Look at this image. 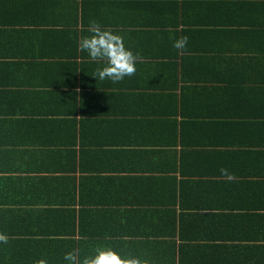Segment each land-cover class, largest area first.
<instances>
[{"label":"crops","instance_id":"1","mask_svg":"<svg viewBox=\"0 0 264 264\" xmlns=\"http://www.w3.org/2000/svg\"><path fill=\"white\" fill-rule=\"evenodd\" d=\"M90 20L138 53L132 76L92 77L77 49ZM182 36L196 50L173 48ZM263 84L264 0H0V264L98 244L264 264V118L236 115L264 114ZM183 92L201 94L186 118Z\"/></svg>","mask_w":264,"mask_h":264},{"label":"clouds","instance_id":"2","mask_svg":"<svg viewBox=\"0 0 264 264\" xmlns=\"http://www.w3.org/2000/svg\"><path fill=\"white\" fill-rule=\"evenodd\" d=\"M187 44L188 37L182 36L174 40L172 46L182 50ZM77 49L86 52L90 60L99 62L92 74L96 80L116 83L136 72L138 53L126 47L121 34L103 28L96 20L89 21L88 34L78 39ZM220 172L231 179L227 169L221 168ZM7 241V235L0 233V244H6ZM63 261L64 264H149L146 259L137 256H122L106 244L93 246L90 254L80 258L74 251H67L63 255ZM34 264H48V261L41 258Z\"/></svg>","mask_w":264,"mask_h":264},{"label":"trees","instance_id":"3","mask_svg":"<svg viewBox=\"0 0 264 264\" xmlns=\"http://www.w3.org/2000/svg\"><path fill=\"white\" fill-rule=\"evenodd\" d=\"M195 15L193 16L194 18H199L201 17L202 15H199L197 13H194ZM197 15V16H196ZM198 33V32H197ZM199 42H202L201 40H198ZM190 48H193V49H188L187 48H184V50H187L184 54H187V53H191V51L189 50H196L194 47H190ZM183 50V49H182ZM202 59V58H200ZM235 76H231L229 72H227V76L226 77H220V78H217L215 77V81H220L224 84H229L230 82L232 83L233 81L232 80H235ZM206 80V76L204 78ZM202 79L201 78H196V81H201ZM203 80V81H205ZM264 85V84H263ZM223 86V85H222ZM221 86L222 88V92H223V87ZM263 87V86H262ZM205 88V87H204ZM226 95L230 93V87L228 86L226 88ZM193 94H189L186 96L185 92H183L181 94V97L179 98L180 100H177L179 102L175 103L177 106L174 107V110L172 111L173 114H176V115H179V116H185V118L187 117L188 115V112H190L191 109H193V105H191V101H194L195 102V108L197 107V100H200L201 98V94H197L196 96H192ZM243 95L245 97L247 96H253L254 97H258L259 96V92H252V93H247V94H244ZM261 95H264V92L261 94ZM263 98V97H262ZM261 98V99H262ZM258 98H255V101L257 100ZM82 108V106H81ZM164 113H166V111L164 110ZM237 117L239 118V120H244L242 122H246V120H249V119H256V120H259L257 118H264V114H259V112L257 113H254V110L253 109H245V110H241L240 112H237ZM173 117V116H170V118ZM210 117H214V116H210ZM176 118L174 119H169V120H165L164 121V129H168L169 128V123L172 122L173 120H175ZM233 120H236V119H232ZM261 123V122H260ZM260 126V129L263 130L264 129V126L259 124ZM255 128V127H254ZM254 144H256V142H254ZM258 144H261L262 145V142L258 143Z\"/></svg>","mask_w":264,"mask_h":264}]
</instances>
